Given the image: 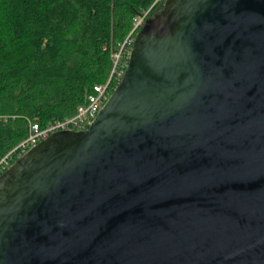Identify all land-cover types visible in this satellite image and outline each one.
<instances>
[{
  "label": "water",
  "instance_id": "water-1",
  "mask_svg": "<svg viewBox=\"0 0 264 264\" xmlns=\"http://www.w3.org/2000/svg\"><path fill=\"white\" fill-rule=\"evenodd\" d=\"M0 264H264V0H164L90 127L0 175Z\"/></svg>",
  "mask_w": 264,
  "mask_h": 264
},
{
  "label": "trees",
  "instance_id": "trees-1",
  "mask_svg": "<svg viewBox=\"0 0 264 264\" xmlns=\"http://www.w3.org/2000/svg\"><path fill=\"white\" fill-rule=\"evenodd\" d=\"M154 0H0V158L28 134L70 117L103 83L111 51Z\"/></svg>",
  "mask_w": 264,
  "mask_h": 264
},
{
  "label": "built area",
  "instance_id": "built-area-1",
  "mask_svg": "<svg viewBox=\"0 0 264 264\" xmlns=\"http://www.w3.org/2000/svg\"><path fill=\"white\" fill-rule=\"evenodd\" d=\"M158 1L163 2L164 0H154L153 4ZM150 8L132 18L129 32L118 43L117 47L111 51L112 63L106 80L103 83L92 86L91 90L86 94L83 103L77 106L72 116L50 122L43 128H40L35 123H30L27 136L0 158V175L29 148L46 139L52 133L64 130L84 131L90 127L97 113L104 106L122 78L128 63L134 36L145 20L150 17Z\"/></svg>",
  "mask_w": 264,
  "mask_h": 264
},
{
  "label": "rangeland",
  "instance_id": "rangeland-1",
  "mask_svg": "<svg viewBox=\"0 0 264 264\" xmlns=\"http://www.w3.org/2000/svg\"><path fill=\"white\" fill-rule=\"evenodd\" d=\"M158 2H160V1H158ZM161 3H163V2H161Z\"/></svg>",
  "mask_w": 264,
  "mask_h": 264
}]
</instances>
